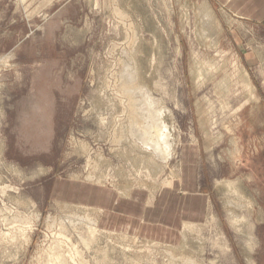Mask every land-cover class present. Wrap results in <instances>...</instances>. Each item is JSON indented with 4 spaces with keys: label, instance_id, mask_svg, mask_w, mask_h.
Returning a JSON list of instances; mask_svg holds the SVG:
<instances>
[{
    "label": "rangeland",
    "instance_id": "374dc122",
    "mask_svg": "<svg viewBox=\"0 0 264 264\" xmlns=\"http://www.w3.org/2000/svg\"><path fill=\"white\" fill-rule=\"evenodd\" d=\"M232 8L0 0V264H264V21ZM126 64L163 112L165 159L131 136ZM66 182L126 195L136 224L158 199L174 235L119 227L107 203L59 195Z\"/></svg>",
    "mask_w": 264,
    "mask_h": 264
},
{
    "label": "bare ground",
    "instance_id": "6f19581e",
    "mask_svg": "<svg viewBox=\"0 0 264 264\" xmlns=\"http://www.w3.org/2000/svg\"><path fill=\"white\" fill-rule=\"evenodd\" d=\"M135 31V30H134ZM124 38V37H123ZM128 38V37H127ZM133 39V38H132ZM139 40V39H138ZM129 41V40H128ZM139 44V43H138ZM122 47V46H121ZM138 47V46H137ZM137 50V49H136ZM125 51V50H124ZM129 51V50H128ZM126 52H127V50H126ZM134 52V51H133ZM126 57H129V56H126ZM122 58V57H121ZM133 63V62H132ZM134 64V63H133ZM138 64V63H137ZM140 64V63H139ZM234 64V63H233ZM235 65V64H234ZM143 70V69H142ZM122 71V70H121ZM141 73V72H140ZM124 77H125V79H126V82H127V84H125L126 86L125 87H123V88H125V90H126V93H127V95H128V103H129V108H130V111H129V113H130V126H131V128H130V130L132 131L131 133H132V135L131 136H133V137H135V140L136 141H138L139 142V144H142V146L143 147H148L152 152H153V154H154V157H162L163 156V158L164 157H166V156H169L170 154H172V151H173V144L171 143V132H169L168 130H167V125H166V123H165V120H164V117H163V112H162V110L159 108V105H158V100L156 99V98H154V96L152 95V93H151V91H149L148 89H146V88H144L142 85H140V84H138L137 83V81H139V72L135 69V68H130V65L128 64H126V68H125V72H124ZM141 75H142V73H141ZM123 82V81H122ZM248 83V82H247ZM246 82H245V84H247ZM247 86V85H246ZM154 87V86H153ZM247 87H249V86H247ZM121 89V88H120ZM158 89V88H157ZM124 90V91H125ZM125 93V92H124ZM156 93H157V91H156ZM157 95V94H156ZM125 102V101H124ZM126 107V106H125ZM160 107H162V105L160 106ZM240 108V107H239ZM128 109V108H127ZM129 110V109H128ZM236 110H238V108L236 109ZM236 112V111H235ZM128 115V114H127ZM125 116V115H124ZM125 120H126V117H125ZM129 122V121H128ZM126 123V122H125ZM128 126V125H127ZM134 139V138H133ZM134 140V141H135ZM137 142V143H138ZM139 144H138V146H139ZM137 145V144H136ZM145 149V148H144ZM148 150V149H147ZM165 159V158H164ZM4 186V185H3ZM2 186V187H3ZM5 186H6V184H5ZM9 186V185H8ZM1 187V188H2ZM0 188V190H2V191H0V192H4L7 188L6 187H3L2 189ZM12 187L10 186V188L9 189H11ZM13 190V189H12ZM6 191H8V190H6ZM19 193V192H18ZM1 194V193H0ZM5 194V193H4ZM15 201V200H14ZM18 201H20V200H18ZM24 201V200H23ZM15 205V204H14ZM66 205V204H65ZM32 206V205H31ZM1 208V207H0ZM6 208V207H5ZM16 208V207H15ZM91 208V207H90ZM86 209V208H85ZM10 210V212H12L11 211V208L9 209ZM26 210V209H25ZM7 211V210H6ZM19 211V210H18ZM9 212V213H10ZM16 212V211H15ZM14 211H13V213H15ZM9 213H7V214H5L6 216L5 217H7L8 215H9ZM77 213V212H76ZM24 215H26L25 213H23ZM74 214V213H73ZM86 214V213H85ZM1 215H3V213L1 214ZM11 215V214H10ZM9 215V216H10ZM13 215V214H12ZM20 215V214H19ZM19 215L16 217V214H15V217L14 218H8L7 217V219L9 220V222H10V220H15L16 222H17V220L19 219L20 220V218H18L19 217ZM22 215V214H21ZM21 215H20V217H21ZM24 215H23V217H21V219H24L25 220V222H26V218H28V217H30L29 215H28V217H25L24 218ZM4 216V215H3ZM32 216V215H31ZM36 216V215H35ZM90 216V215H89ZM1 217V216H0ZM73 217V216H72ZM75 217V216H74ZM73 217V218H74ZM88 217V216H87ZM236 217V216H235ZM76 218V217H75ZM5 219V218H4ZM29 219V218H28ZM27 219V220H28ZM93 220H94V218H92ZM92 219H91V221H92ZM237 219H239V218H237ZM84 220V219H83ZM90 220V219H89ZM1 221V220H0ZM6 222H7V220H5ZM14 221V222H15ZM75 221V220H74ZM78 221H79V219H78ZM85 221V220H84ZM4 222V221H3ZM5 222V226H6V223ZM9 222H8V224H7V226H9ZM28 222V221H27ZM80 222V221H79ZM83 222V221H82ZM81 222V223H82ZM88 222V221H87ZM86 222V223H87ZM96 222V221H95ZM11 223V222H10ZM20 223H21V220H20ZM72 223H74L73 221L71 222V225H72ZM16 224V223H15ZM24 224V223H23ZM28 224H31L30 223V221L28 222ZM92 224V223H91ZM97 224V223H96ZM186 224V223H185ZM185 224H184V226H185ZM14 225V224H13ZM25 225H27V223H25ZM73 225H75V224H73ZM77 225V224H76ZM188 225V227H193V225L192 224H187ZM15 226V225H14ZM21 226V225H20ZM19 226V227H20ZM30 226V225H29ZM80 226H82V225H80ZM84 226H85V224H84ZM89 226V225H88ZM96 226H98V224L96 225ZM95 226V227H96ZM2 227V226H1ZM18 227V226H17ZM26 227V226H25ZM28 227V226H27ZM26 227V229L23 227V229L26 231L28 228ZM90 227V226H89ZM88 227V228H89ZM92 227H94L93 225H92ZM91 227V228H92ZM95 227H94V229H95ZM186 227V226H185ZM9 228V227H8ZM14 228V227H13ZM12 227H11V229H13ZM22 228V227H21ZM1 229V228H0ZM31 229V228H30ZM94 229H92V231H94ZM97 229V228H96ZM2 230V229H1ZM0 230V231H1ZM14 230V229H13ZM18 230H19V228H18ZM23 230V232H25ZM64 230V229H63ZM86 230V229H85ZM9 232V231H8ZM10 232L11 233H13V232H16V231H13L12 232V230H10ZM9 232V233H10ZM18 232V231H17ZM63 232V231H62ZM79 232V231H78ZM81 232V231H80ZM95 232H96V230H95ZM95 232H90V233H92V234H94ZM19 233V232H18ZM20 233H21V231H20ZM19 233V234H20ZM83 233V232H82ZM81 233V234H82ZM86 233V232H85ZM89 233V234H90ZM98 233V232H97ZM1 234H3V233H1ZM13 234H15V233H13ZM22 234H25V233H22ZM64 234V233H63ZM70 234V233H69ZM92 234H90V235H92ZM96 234V233H95ZM99 234V233H98ZM28 235V234H27ZM72 235V234H71ZM100 235H101V233H100ZM8 237V236H7ZM11 237V236H10ZM14 236L12 235V237H11V239L13 238ZM20 237V236H19ZM68 237V236H67ZM66 237V238H67ZM25 238V237H24ZM69 238V237H68ZM82 238H83V235H82ZM91 238H93L92 236H91ZM96 238V237H95ZM98 238V237H97ZM96 238V239H97ZM1 239V238H0ZM13 239H15V238H13ZM20 239V238H19ZM18 239V240H19ZM27 239H29V237L27 238ZM58 239V238H57ZM61 240V239H60ZM76 240V239H75ZM84 240V239H83ZM2 241V240H1ZM22 241V240H21ZM71 241V240H70ZM85 242H86V240H84ZM95 241V240H94ZM9 243H10V241H8ZM61 242H63V241H61ZM60 242V243H61ZM88 243H89V245H90V243H92V241L91 242H89V240L87 241ZM58 243V242H57ZM72 243V242H71ZM18 244V243H17ZM65 245L67 244L66 242L64 243ZM69 244V243H68ZM87 244V243H86ZM97 244V243H96ZM101 244V243H100ZM60 245H62V243L60 244ZM72 245V244H71ZM91 245H93V243L91 244ZM53 246V245H52ZM54 247H56V246H54ZM54 247H53V249H54ZM62 247V246H61ZM63 247H65V246H63ZM63 247L62 248H59L60 249V251L61 250H64L63 249ZM67 247H68V245H67ZM69 247L71 248L72 246H70L69 245ZM57 248V250H58V247H56ZM75 248V247H74ZM104 248V247H103ZM72 249V248H71ZM93 249V248H92ZM95 249V248H94ZM106 249V248H105ZM54 250H56V249H54ZM57 250H56V252H57ZM91 250V249H90ZM102 250H104V249H102ZM102 250H101V252H102ZM109 250V248H107V251ZM65 251H66V249H65ZM47 252V251H46ZM53 252V251H52ZM51 252V253H52ZM55 252V251H54ZM55 252V253H56ZM63 252V251H62ZM72 253L74 252V251H71ZM84 252V251H83ZM103 253V252H102ZM49 254H50V252H49ZM59 254V253H58ZM65 254V253H64ZM67 254V253H66ZM71 254V253H70ZM69 254V255H70ZM83 254V253H82ZM52 255H53V253H52ZM69 255H67V256H69ZM76 255V254H75ZM75 255H73V256H75ZM58 256V255H57ZM108 256V255H107ZM60 257H62V256H60ZM65 257V256H64ZM77 257V256H76ZM80 257V256H79ZM105 257V256H104ZM55 258V257H54ZM74 258V257H73ZM82 258V257H81ZM95 258V257H94ZM97 258V257H96ZM173 258V257H172ZM184 258V257H183ZM45 259V258H44ZM61 259V258H60ZM65 259V258H64ZM63 258L61 259V260H64ZM100 259V258H99ZM46 260V259H45ZM74 260V259H73ZM101 260V259H100ZM107 260V259H106ZM68 261H69V257H68ZM67 261V262H68ZM71 261V260H70ZM70 261H69V263H70ZM53 262V261H52ZM63 262V261H62ZM74 262V261H73ZM79 262V261H78ZM2 263V262H1ZM59 263V262H58ZM108 263H109V260H108ZM137 263V262H136ZM55 264V263H54ZM63 264V263H62ZM66 264V263H65ZM71 264V263H70ZM102 264V263H101ZM167 264V263H166ZM194 264H197V263H194Z\"/></svg>",
    "mask_w": 264,
    "mask_h": 264
},
{
    "label": "crops",
    "instance_id": "0c3cea01",
    "mask_svg": "<svg viewBox=\"0 0 264 264\" xmlns=\"http://www.w3.org/2000/svg\"><path fill=\"white\" fill-rule=\"evenodd\" d=\"M220 1L222 2L223 0ZM230 2H232L234 5L232 10L241 17L251 20L264 21V0H230ZM55 188L58 190L59 195H68L69 193L75 192V195L78 197H76L77 199L75 198V201L78 203L98 205L97 207H100L101 209H103L107 203V210L114 214L115 217L125 216L126 222L118 226L124 227L128 229V231L135 228L141 233L143 232L146 235H150L159 239H166V235L170 233L174 235L172 230L171 232L168 231V229H172V226L165 224L163 221L166 205L164 202L159 205L160 203L158 199H156V201L154 200L155 204H152L151 206H148V204L145 206V212L142 213L144 217L143 224H136L134 215L131 212L132 208H128L127 205L121 206L124 200H128L129 203L136 204V202L129 200L126 195L116 196L114 193H112V196H109V199H107L108 191L106 189L78 182L60 183L57 184ZM173 192L175 194L177 191L172 190L171 194ZM68 199L70 200V198ZM199 211V207L196 205L194 200H186V203L184 204V214L191 216L195 213L198 214ZM178 213L176 218L173 217L174 219H178L180 217Z\"/></svg>",
    "mask_w": 264,
    "mask_h": 264
}]
</instances>
